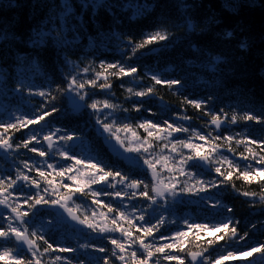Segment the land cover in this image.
I'll return each mask as SVG.
<instances>
[{"label":"trees","instance_id":"1","mask_svg":"<svg viewBox=\"0 0 264 264\" xmlns=\"http://www.w3.org/2000/svg\"><path fill=\"white\" fill-rule=\"evenodd\" d=\"M85 2L86 0H0V122H14L22 115L31 119L44 111L57 109L39 124L20 131L10 129L7 133L11 136L13 148L0 153V179L9 176L15 179L19 169L33 179H38L41 185L39 189L25 184L10 189V205L15 206L17 202H21V208L24 207L22 210H26L23 200L35 196L37 192L48 199H59L68 193L65 184L73 189L78 186L68 179L74 175L75 168L60 178L47 167L48 164H53L59 168H67L75 164L73 160L50 154L42 141H32L29 148L37 147L45 151L47 155L44 157L28 148L15 147L33 134L51 131L80 137L79 145L71 147L69 141L66 144L65 150L69 156L85 161L92 159L105 166L106 170L121 172L129 180H141L144 183L137 192L143 191L144 185H147L150 195L155 193L151 191L153 181L151 172L143 164L144 157L155 160L168 156L173 161H179L181 153L189 155L195 151L179 147L176 153L171 152L174 140L191 138L195 145H204L205 148L201 151L205 152L214 144L221 145L213 155V161L228 157L239 166V171L245 170L249 164L252 167L260 166L252 160H234L225 149L231 148V152L238 157H241L239 153L248 156L246 146L257 152H260V148L246 143L237 144L236 140L245 136L264 139V123L243 119L247 112L264 116V0H93L95 8L84 7ZM189 20L193 24L192 29L187 27ZM36 29L40 30L41 37L35 41L39 45L34 47L27 41L30 35H36ZM155 31L166 32L169 38L132 52L136 43L142 42L146 35ZM49 32L51 38L48 37ZM227 32H231L232 36H226ZM241 43L247 46L241 48ZM217 56L221 59L213 62ZM101 61L105 64L119 62L125 67H136L137 72L130 77L108 76L107 81L102 76L97 80V85L110 83L108 89L85 84V88L78 94L68 88V82L73 77L78 83L95 79L96 72L103 71ZM85 68L89 71L85 72ZM152 76L162 80H179L180 84L172 87L156 84ZM149 87L153 88L151 94L144 97L134 95ZM129 88L132 93L127 91ZM41 91L45 93L44 96L38 94ZM69 94L78 99L83 95L85 106L82 111L75 112L68 106ZM104 100L116 107L103 109L100 114L88 107L93 101ZM188 100L205 103L201 109H197ZM205 113H216L226 121L219 133L210 127L211 116ZM233 114L237 116L236 123L231 122ZM97 119L101 124L97 123ZM144 120L153 121L165 128L167 126L163 122L167 120L187 128L188 131L173 133L167 138L162 135L159 140L149 138L152 147L148 156H144L142 151L137 154L138 159L133 163L126 162L107 149L104 138L111 136L104 131L103 123L113 124L115 127L129 124L142 141L148 136L147 131L139 128ZM151 130L154 133L156 131ZM193 130L208 137V142L199 140ZM226 136L234 139L227 141L224 139ZM216 137L219 139H215ZM165 144L168 148H164ZM25 160L28 161V166L24 165ZM78 166L84 167L80 172L87 171L86 165ZM37 167L50 173L48 180L54 181L52 185L38 176L35 171ZM215 167H221L224 175L233 171L232 180L198 194L180 193L173 200L169 198L166 201L165 198L163 202L153 203L139 195L132 197V194L130 199L123 197L124 200H114L111 195L93 197L86 190L85 194L76 193L73 199L64 202L82 220L88 218L91 222V218H94L91 211L94 210V215L99 216L98 221H95L97 225H111L115 210L120 209L132 218L133 224L129 225L125 220H120L119 223L136 236L142 235V232L137 231L138 228L145 224L154 225L163 217L159 230L154 231L152 237L145 238L151 245H159L157 237L172 235L185 223L204 222L210 230L215 231L214 234L197 238L189 233L182 242L175 244L182 243L192 252L207 249L204 254L211 259L264 243V199H261L264 195L261 191L264 189V182L248 183L238 178L239 171L229 168L227 163L214 162L209 164V169H204L199 164L188 167L181 178L173 170L180 182L177 184L178 190L184 185L192 187L197 180L205 183L223 180V176L214 171ZM189 172L192 173L191 178L187 177ZM169 174H165V177ZM109 179L112 180L111 177ZM91 187L94 191L109 193L102 184ZM44 188H48L47 193ZM53 188L57 190L53 191ZM244 192L256 195L245 196ZM205 197L207 202H204ZM97 199L112 205L113 212L109 213L107 207L95 203ZM210 202H219L223 206L213 207ZM142 213L145 219L140 221L137 218ZM8 217L10 215L0 209V227L7 228L10 222L21 227L20 223L10 221ZM59 218L46 205H38L34 214L25 218L27 224L23 227L27 225L29 235L35 231L37 237L43 235L53 245L52 250L44 252L47 245L43 240L36 239V257L42 264H80L81 261L83 264H105V257L110 264H124L118 259L119 250L114 249L110 243V238L122 239L120 232H94L85 224L78 229L71 228ZM223 223H228L230 228L232 225L236 226L237 238L229 236L209 246L208 240H215L217 235L225 234V230L215 229ZM245 233V239L239 240V236ZM168 238L162 242H166ZM17 248L11 238L0 241V252ZM60 248H72L75 251L62 252ZM99 248H104L105 251H98ZM114 250L117 255H113ZM131 251L139 253L143 250L137 244L126 251L124 255L128 264H131ZM166 252L183 256L187 262V251H181L179 247L166 249ZM19 254L32 259L29 251L20 249ZM162 256L163 254H157L150 264H179L175 260L166 261ZM56 257L62 259L56 260ZM10 258L11 256L0 259V264H14V261L8 260ZM223 263L226 261L223 260Z\"/></svg>","mask_w":264,"mask_h":264},{"label":"snow or ice","instance_id":"2","mask_svg":"<svg viewBox=\"0 0 264 264\" xmlns=\"http://www.w3.org/2000/svg\"><path fill=\"white\" fill-rule=\"evenodd\" d=\"M84 7H93V0H86ZM67 7V5H65ZM147 10V9H146ZM215 22V21H214ZM187 27L188 29H192L193 24L189 20L187 21ZM36 35H30L28 39V43L32 46H38L39 43H36L35 41L39 40L40 36V30H35ZM226 36L231 37L232 33L227 32L225 33ZM48 37L51 38V33L49 32ZM169 38V34L166 32L161 31H155L154 33L148 34L144 37L142 42L136 43L135 46L132 48V52L135 53L139 51L142 48L147 47L148 45H152L154 43H158L161 41H165ZM247 45L245 43H241L240 47L245 48ZM221 57L217 56L214 58L213 62L219 61ZM101 69L103 71L96 72L95 79H90L85 82H77L76 78L73 77L68 82V88L77 91L79 94V91H82L85 88V84L93 86V87H99L100 89H108L110 88V83H100L97 85V80L100 79L102 76L107 81L108 76H115L116 78H122L125 76H133L137 72L136 67H125L124 65L117 63H110L105 64V62L101 61L100 64ZM109 69H114L115 71L109 72ZM85 72L89 71V69L85 68ZM107 73V75H105ZM152 80L156 84H164L169 87H172L174 85L180 84L179 80H162L158 78L157 76H152ZM129 93H132V89L129 88L127 90ZM153 92V88L149 87L146 90L143 91H137L134 93V95L138 97H144L146 95H149ZM41 96H44L45 93L43 91L38 93ZM55 99V97H52ZM84 97L83 95L80 96V99L82 100ZM189 104L194 105L197 109H201L202 105L205 103V101H197V100H188ZM43 107V106H42ZM89 108H91L94 112L100 114L103 109H114L116 105L112 104L108 100L104 101H93L91 104L88 105ZM136 107V106H134ZM137 110L139 108L137 107ZM39 111V110H38ZM56 108H52L51 112L44 111L42 114L36 115L34 118H28V116L18 117L15 119L14 122L4 123L0 122V129H3V132H0V148H3L5 150L13 148V144L11 142V136H8L7 133L11 129L13 131H20L21 129H26L30 125L39 124L42 121L45 120L46 117L50 116L53 112H56ZM206 115L211 116L210 123L219 127L223 123L222 118L216 114V113H205ZM187 119V117H185ZM243 119L245 121H256L258 123H264V116H257L253 115L250 112H247L243 115ZM237 116L233 114L231 122L236 123ZM97 123L101 124V121L97 119ZM164 125L167 127H162L160 124L154 123L150 120H144L142 123L139 124V128L144 129L147 131L148 136L144 137L141 141L138 133L133 130L132 126L129 124H123L120 127H115L113 124L109 123H103L102 127L105 132L109 133L111 138L115 139L116 143L119 144L125 152H135L137 154H140L142 151L147 153L152 147V144L149 142V138H154L156 140H159L161 136L163 135L165 138L172 136L173 133L177 132H187L188 129L184 128L182 126H177L175 124L169 123L167 120L163 122ZM155 129V133L151 130ZM125 132V133H131V136L133 139L128 140V145L125 146V137L124 139L121 138V136L118 134L119 132ZM193 134L198 136L199 140L208 142V137H206L203 134L195 132L193 130ZM55 135V133H49L48 135H45L43 139L48 142L49 147L52 146V138ZM59 139L62 140H72L73 136L66 135L63 137H59ZM215 139H219V137H216ZM224 139L227 141H232L234 137L232 136H226ZM32 141H37L36 135L29 136L28 139L21 142V144L15 145L16 148L24 147L28 148L29 151L33 153H37L39 156L44 157L47 155L45 151H42L41 149L37 147H31L29 148V144ZM137 143L139 144V147H134L133 144ZM237 144H243L246 143L247 145H256L260 148V152H257L253 150L252 147L246 146L245 151L249 153L248 156H245L244 153H239V155L244 160H252L255 161L257 165H260L259 167H252L251 164L247 165L245 170L239 171V166L234 163L232 160L228 159V157H223L220 161H213L212 157L213 155L218 151V149L221 147V145L214 144L210 150L207 152L199 150L197 145L192 143L191 138L187 140H174L172 141V147L171 152L176 153L178 151L179 147L187 148L190 150H195L193 154L184 155L183 153L180 154V160L179 161H173L168 156H163L160 159H153L150 157H144L143 158V164L147 166L148 170L151 171L153 176V186L151 191L155 193V195H150L148 186L144 185V190L140 192L133 191L132 197H135L137 195L141 197H145L146 199L152 201L153 203L156 202V196H164V193L167 192L169 195H176L177 194V184H179V181H175L170 184H164L162 178L158 177L156 165L161 164L163 162V168H167L169 172H172L173 170L179 171L181 175H184L186 173V169L188 167H193L197 164L203 165V164H211L214 162L218 163H227L229 168H232L236 171H239V177L242 178L244 181L248 183L256 182H264V155H261V153H264V139L257 140V139H250V137L245 136L243 139L236 140ZM164 148H168V145L165 144ZM231 151V148L229 149ZM62 157H66L68 159L74 160V165H69L67 168H59L57 166H54L53 164H48L47 167L49 169H52L53 172H55L56 176L63 178L66 173L72 172L73 169H76V172L78 175L69 176L68 179L74 181L78 186L74 189L70 186L65 184L64 187L68 189V193L64 196H62L59 199H48L45 198L44 195H41L39 192L36 193L35 196L27 197L23 200V204L27 206L26 210H22L21 204L19 202L16 203L15 206H12L9 204L8 196H10L12 193L9 191L10 189H15L18 182H25V186H32L37 189L41 187L38 179H33L29 175H27L24 172H21L19 169H17V175L15 179L12 177H5L0 179V205L5 206L6 208H10L11 213L13 216L8 217V219L15 220L20 222L21 227H17L13 223H8L7 228L0 227V241H7L10 238L14 239V241L17 243L18 248L17 249H5L4 251L0 252V259H3L4 257L11 256L12 260L14 261V264H42V262L36 257V239L43 240L44 243L47 245L46 248L43 249L44 252H48L53 249V245L49 243L43 235H40L37 237V233L35 231L31 232V238L28 233V229L26 227H23V225L27 224V220L25 219L29 215H33L34 211L36 210L38 205H50L55 206L59 205L61 207H64L65 204L61 203V201H68L73 199V196L76 193L85 194L86 190L87 192H90L93 197H99L100 195H112L115 197H121L122 195H127V193H121V192H112V193H101L94 191L92 189V185L97 184H107L109 181V178L111 177L112 180H117L119 177V180L117 183L124 184L127 181L126 187L131 188L133 190L138 189L141 184L144 182L141 180H129L127 176L122 175L119 171H112L111 169L106 170L105 166H102L98 162H93L92 159L80 160L77 159L75 156H69L67 152H60L59 153ZM25 166H28V161H23ZM76 165H86L87 171L86 172H80L78 168H76ZM161 169V171L163 170ZM31 170V169H30ZM35 171L38 173V176L42 179H44L49 185H52L54 181L48 180V176L50 173H46L42 168H35ZM214 171L223 176V180L217 181L216 183H205L204 181L197 180L195 182V185L192 187H188L187 185L181 186L179 188L180 193H196L204 192L210 187H216L217 184H223L225 182L231 181L233 178V171H228L227 175H224V173L221 171V167H215ZM102 173V174H101ZM189 176L192 175V173H187ZM160 179L161 186L156 185V180ZM7 181V182H6ZM196 185H199L197 188ZM114 187V185H113ZM233 187H235L233 185ZM56 188H53V191H56ZM264 192V189L261 190ZM44 192H48V188H44ZM4 193H7L8 195H3ZM243 195H256L255 193H249L244 192ZM261 199H264V195L261 196ZM31 201V203H30ZM97 204H102L104 207L108 208L109 213L113 212L112 205L104 204L101 200H95L94 201ZM231 211V209H229ZM73 219H77V217H73ZM138 220L143 221L145 219L144 214L142 213L138 218ZM120 220H125L129 225L133 224L132 218H130L127 213L124 211H121L120 209L115 210V218L111 220V225L108 224H102L97 225L88 220V218H85L84 220H80L79 223L85 224L88 228H90L92 231H99L100 233L105 232H120L122 239H115L110 238V243L114 246V249L119 250L118 259L124 262V264H128V261L125 260L124 253L131 249L133 245H139V248L142 249V252L138 251H131L129 259L131 260V264H150L151 259L156 256L157 254H163V259L166 261H179V264H185L184 258L179 255H173L168 252H166V249H173L179 247V250L181 251H187L188 256L191 257V260L193 262H196L199 257H203L205 260H207V256H204V252L207 251V249H204L201 252H192L188 251L184 245L181 243L179 245L175 243H166L162 245H151L146 242V237H152L154 231L159 230L160 224L163 223V217H161L160 220L157 221L154 225H143L140 228L137 229V231L142 232V235L136 236L132 231L129 229H126L123 227L122 224L119 223ZM135 226V225H133ZM207 225H189V228L195 227V228H202L206 227ZM225 230V234L223 236L217 235L215 237V240H208L207 243L209 246L221 241L225 240L229 236L233 239L237 238L238 229L235 225H232L231 228L229 227L228 223L221 224L216 231ZM174 236L178 239L183 236H187V232H176L174 233ZM247 236V233H245L243 236H239V240H244ZM161 240L165 239V237L161 236ZM27 247V250L32 253V259H26L23 256H20L19 250L23 249L24 247ZM81 247H85L84 245H81ZM88 247H95V245H88ZM62 252H72L75 251V249L72 248H60L59 249ZM98 251L104 252V248H99ZM254 254L259 255L261 257V264H264V243H260L256 247H251L247 251L240 252L239 257H234L236 259L240 260H246L249 261V264H253V261L249 260V258L254 257ZM113 255H117V252L114 250ZM229 257H233V253H228ZM56 260L62 259L61 257H56ZM80 264H83V261L80 262ZM105 264H110V261L107 257H105ZM211 264V262H209ZM215 264H220V260H216Z\"/></svg>","mask_w":264,"mask_h":264},{"label":"rangeland","instance_id":"3","mask_svg":"<svg viewBox=\"0 0 264 264\" xmlns=\"http://www.w3.org/2000/svg\"><path fill=\"white\" fill-rule=\"evenodd\" d=\"M24 115H22V116H18V117H23ZM15 117H17L16 115H15ZM49 133H55V135H54V139H55V142L52 144V146H51V148H50V150H48V152L51 154H56L58 157H60V158H66V157H62L59 153L60 152H67L66 150H65V146H66V144L68 143V140H62V139H59V137H63V136H66L65 134H60L59 132H57V131H51V132H48V133H39V134H33V135H36V137H37V141L38 142H41L42 141V139H43V137L45 136V135H48ZM121 134H119L120 136H121V138L122 139H124L125 137H127L126 139H125V146H127L128 145V140H130V139H133V137L131 136V134L129 135V134H127V133H122V132H120ZM80 143V142H79ZM79 145V144H78ZM199 147L198 148H200V150L201 149H203L204 150V148H205V146L204 145H200V143H198L197 144ZM133 146L134 147H139V144H137V143H134L133 144ZM9 149H7V150H5V151H3V152H0V153H6V151H8ZM144 153V156L146 155V156H148L147 154L149 153V152H147V153H145V152H143ZM68 155H69V153H68ZM118 156H120L121 158H123L126 162H129V163H133V162H136L137 161V153H135V152H125L124 151V149H122V151L119 153V154H117ZM66 159H68V158H66ZM74 161V160H73ZM75 162V161H74ZM76 168H78L80 171H83L84 169V167H81V166H78V165H76ZM163 168V162L161 163V164H159V165H156V170H157V175H158V177H160V178H162V180H163V183L164 184H170V183H173V182H175V181H179V179H177L176 178V174L175 173H173V172H169L168 170H167V168H163V170L161 171V169ZM176 171V170H175ZM85 172V171H84ZM151 172V171H150ZM177 173H178V177L179 178H181V176H183V175H181L180 173H179V171H176ZM163 173H165V174H169L168 175V177L166 178L165 177V174H163ZM74 175H78L77 174V172L76 171H74ZM150 175H151V179H152V181H153V176H152V173H150ZM187 177H189V178H191V176H189V175H187ZM119 180V179H118ZM118 180H114V182L116 183ZM72 182H74V181H72ZM156 185L159 187V186H161V181H160V179H157L156 180ZM199 186V185H198ZM178 187H179V185H177V194L176 195H169L167 192H165L164 193V196H156V199H158V200H156V201H158V202H163V201H165V198H166V201H168L169 200V198L170 199H177L178 198V196L180 195V192L178 191ZM117 192H121V193H124V192H122V191H117ZM130 194H132V192L130 193ZM130 194H128V195H126V196H122V197H124V199H130L131 198V196H130ZM178 195V196H177ZM16 197H19V194H16ZM121 197V198H122ZM0 198H2V197H0ZM121 198H120V200H121ZM124 199H122V200H124ZM133 199V198H132ZM208 201V199L205 197L204 198V202H207ZM65 203V202H64ZM211 206H213V207H219V208H221V206H223L222 204H220L219 202H217V203H209ZM22 209H24V207H22ZM91 213H92V216L94 217V218H91V222L92 223H94L95 224V221H98V217H97V215H94V213H95V211L94 210H92L91 211ZM60 220V219H59ZM56 221H58V219L56 218ZM66 224V223H65ZM97 224V223H96ZM67 225V224H66ZM189 225H195V224H190V223H185V224H183L182 226H181V228H178V229H176L175 231H174V233H176V232H187V234H191L192 236H196L197 238H204L205 236V234L206 235H211V234H214V230H210V229H208V228H206V227H202V228H195V227H192V228H189ZM199 225H201V224H199ZM68 226V225H67ZM25 227H27V225L25 226ZM69 227H71V226H69ZM71 228H77L78 229V227H71ZM218 228V227H217ZM217 228H215V229H217ZM174 233L172 234V235H169V236H163V237H169L168 239H166L167 241L166 242H162V241H164V239L163 240H161L160 239V237H157V239L159 240V245H162V244H166V243H180V242H182L184 239H185V237L186 236H183V237H180V238H176L175 236H174ZM253 247H256V246H253ZM250 249V248H249ZM249 249H246V250H243V251H247V250H249ZM172 251H176V250H172ZM243 251H239V252H235V253H233V257H229L228 255H226V256H224V255H221V256H219V257H215V258H213V259H211V257H209V256H207L206 254H204V256H207V260H205L203 257H202V261H201V264H209V262H211V264H215V261L216 260H220V264H238V263H244V264H249V261H246V260H240V259H236V258H234V257H239V255H240V252H243ZM2 252V251H1ZM172 254V253H171ZM181 257H183V256H181ZM162 259H163V256H162ZM8 260H10V261H13L12 260V258H10V259H8ZM223 260H225L226 261V263H223ZM249 260H251V261H253V264H256V263H259V264H261V257L259 256V255H256V254H254V257H252V258H249Z\"/></svg>","mask_w":264,"mask_h":264},{"label":"water","instance_id":"4","mask_svg":"<svg viewBox=\"0 0 264 264\" xmlns=\"http://www.w3.org/2000/svg\"><path fill=\"white\" fill-rule=\"evenodd\" d=\"M67 104L75 112L82 111L84 109V106H85L84 102L82 100L78 99L77 97H75L74 95H71V94H69L67 97ZM173 118L174 119H181L179 117H173ZM222 120H223V123L219 127L210 123V127L213 128L217 133H219L220 128L226 124V121L224 119H222ZM80 141H81L80 137L74 136L73 139L70 140L69 144L71 147H75L79 144ZM53 143H54V136L52 138V144ZM44 144H45L46 148H48V149L51 148V147H49L48 142H46L45 140H44ZM104 144L107 147V149L114 154H119L123 149L119 144L116 143L115 139H113L111 137L104 138ZM3 151H5V149L0 148V152H3ZM225 151L232 159L244 161V159L242 157L235 156L230 150L225 149ZM200 166L203 167L204 169H209V164H203ZM102 186L105 187L106 184L102 183ZM130 190H133V189L130 188ZM135 190H133V191H135ZM120 198L121 197H117V199H120ZM0 208L5 210L6 212L12 214L10 208H6L3 205H0ZM51 209H52V211H56L58 214L62 215L68 226L78 227V228L83 226V224L79 223V221L82 220V218L78 215V213L75 210L69 208L68 206L65 205L64 207H61L59 205H55V206H52ZM12 216H13V214H12ZM73 217H77V219H73ZM13 241H14V239H13ZM15 244H17V243L15 242ZM22 250L28 251L26 246ZM187 260H188L189 264H201L202 257H199L196 262H193L191 260L190 256L187 257ZM238 264H244V263H238Z\"/></svg>","mask_w":264,"mask_h":264},{"label":"flooded vegetation","instance_id":"5","mask_svg":"<svg viewBox=\"0 0 264 264\" xmlns=\"http://www.w3.org/2000/svg\"><path fill=\"white\" fill-rule=\"evenodd\" d=\"M69 141V143H70V140H68ZM54 142H55V139H54ZM42 144L45 146V144H44V139L42 140ZM46 148V147H45ZM47 150H50V149H48V148H46ZM24 185L25 184V182H23V181H21V182H18L17 183V185H16V187H19L20 185ZM102 184V183H101ZM115 184V185H114ZM126 184H127V181L124 183V184H121V183H115L114 182V180L112 181H110V179H109V181H108V183L106 184V186L105 187H103V188H106L108 191H109V193H112V192H117V191H122V192H124V193H127V195L128 194H130L131 192H133V190H130L128 187H126ZM111 185V186H110ZM113 185H114V187H113ZM15 187V188H16ZM12 190V189H11ZM139 189H137V190H135L136 192L138 191ZM57 194H59V192L57 193ZM122 196H126V195H122ZM111 197L112 198H114V200H118L117 199V197H115V196H112L111 195ZM123 198V197H122ZM121 198V199H122ZM9 201V200H8ZM19 203H21V202H19ZM61 203H64V201H61ZM66 206H68V204L67 203H64ZM46 207L49 209V210H51L52 211V206H50V205H46ZM69 207V206H68ZM54 214H56L57 216H60V221L61 222H64V223H66L65 222V219H64V217L62 216V215H60V214H58L56 211H52ZM10 216H11V214H9ZM18 223H20V222H18Z\"/></svg>","mask_w":264,"mask_h":264},{"label":"built area","instance_id":"6","mask_svg":"<svg viewBox=\"0 0 264 264\" xmlns=\"http://www.w3.org/2000/svg\"><path fill=\"white\" fill-rule=\"evenodd\" d=\"M202 225H206L205 223L204 224H202ZM206 228H208L207 226H206ZM208 229H210V228H208ZM186 264V263H185Z\"/></svg>","mask_w":264,"mask_h":264},{"label":"bare ground","instance_id":"7","mask_svg":"<svg viewBox=\"0 0 264 264\" xmlns=\"http://www.w3.org/2000/svg\"><path fill=\"white\" fill-rule=\"evenodd\" d=\"M130 189V188H129ZM139 189V188H138ZM137 190V189H136ZM122 197V196H121ZM70 208V207H69Z\"/></svg>","mask_w":264,"mask_h":264}]
</instances>
